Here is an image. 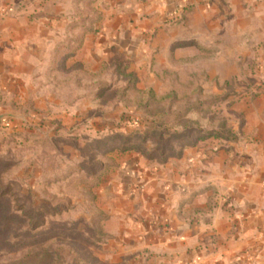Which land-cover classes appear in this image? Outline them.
<instances>
[{
	"label": "rangeland",
	"instance_id": "rangeland-1",
	"mask_svg": "<svg viewBox=\"0 0 264 264\" xmlns=\"http://www.w3.org/2000/svg\"><path fill=\"white\" fill-rule=\"evenodd\" d=\"M145 2L0 0V264L147 261L107 232L121 160L259 133L264 14L196 0L120 50Z\"/></svg>",
	"mask_w": 264,
	"mask_h": 264
},
{
	"label": "crops",
	"instance_id": "crops-1",
	"mask_svg": "<svg viewBox=\"0 0 264 264\" xmlns=\"http://www.w3.org/2000/svg\"><path fill=\"white\" fill-rule=\"evenodd\" d=\"M214 1L227 2L234 14H264V0ZM192 3L146 0L130 7L128 37L116 39V47L132 50L139 32L158 28ZM258 127L248 142L210 140L162 165L148 166L135 155L122 159L104 187L107 232L129 243L133 254H150L140 264H264V119Z\"/></svg>",
	"mask_w": 264,
	"mask_h": 264
},
{
	"label": "trees",
	"instance_id": "trees-1",
	"mask_svg": "<svg viewBox=\"0 0 264 264\" xmlns=\"http://www.w3.org/2000/svg\"><path fill=\"white\" fill-rule=\"evenodd\" d=\"M166 159H167V158L165 157L164 159H162V161H161V162H162V163H165V160H166Z\"/></svg>",
	"mask_w": 264,
	"mask_h": 264
}]
</instances>
